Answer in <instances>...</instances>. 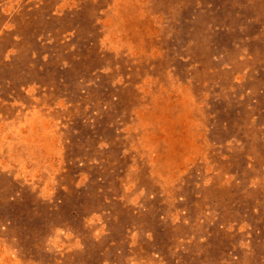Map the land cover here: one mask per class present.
Masks as SVG:
<instances>
[{"label": "rangeland", "instance_id": "obj_1", "mask_svg": "<svg viewBox=\"0 0 264 264\" xmlns=\"http://www.w3.org/2000/svg\"><path fill=\"white\" fill-rule=\"evenodd\" d=\"M0 264H264V0H0Z\"/></svg>", "mask_w": 264, "mask_h": 264}]
</instances>
